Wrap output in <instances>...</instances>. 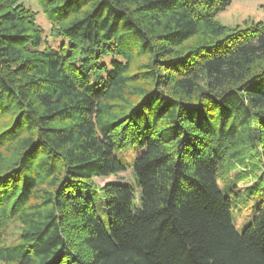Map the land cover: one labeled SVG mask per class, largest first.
Listing matches in <instances>:
<instances>
[{
    "label": "trees",
    "instance_id": "obj_1",
    "mask_svg": "<svg viewBox=\"0 0 264 264\" xmlns=\"http://www.w3.org/2000/svg\"><path fill=\"white\" fill-rule=\"evenodd\" d=\"M37 1L57 46L0 0V264H264V202L238 231L218 185L250 147L264 175V23L221 24L231 0ZM127 146L140 204L97 187L105 226L87 187Z\"/></svg>",
    "mask_w": 264,
    "mask_h": 264
},
{
    "label": "rangeland",
    "instance_id": "obj_2",
    "mask_svg": "<svg viewBox=\"0 0 264 264\" xmlns=\"http://www.w3.org/2000/svg\"><path fill=\"white\" fill-rule=\"evenodd\" d=\"M20 1L36 11V20L42 28L43 37L47 38L53 46L62 43L61 37H54L50 34L51 25L45 14L41 11L38 1ZM215 18L221 24L228 27L239 26L240 28H244L250 26L253 22L260 21L264 23V0H231L230 4L224 10L219 11ZM248 149L243 155V162L234 161L233 166L220 167L218 171V185L222 192L229 196L232 223L238 231H241L251 222L255 215L256 205L264 202V175H262L261 154L258 147H250ZM115 155L124 162L125 170L105 177H96L93 179V184L96 187H87V194L92 198L96 211L105 226L108 223L103 205V196L97 187L111 181L131 186L133 189L134 206H139L141 197V189L132 167L133 153L130 146L116 150ZM221 176L229 178L234 187L232 189L227 187L226 182L221 179ZM16 230L15 224H10L7 237H15Z\"/></svg>",
    "mask_w": 264,
    "mask_h": 264
}]
</instances>
